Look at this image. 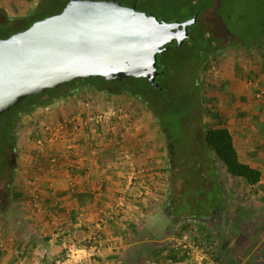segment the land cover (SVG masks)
Returning a JSON list of instances; mask_svg holds the SVG:
<instances>
[{"label": "rangeland", "instance_id": "rangeland-1", "mask_svg": "<svg viewBox=\"0 0 264 264\" xmlns=\"http://www.w3.org/2000/svg\"><path fill=\"white\" fill-rule=\"evenodd\" d=\"M22 1L24 5L39 2L37 6L29 8V22L51 15L69 0ZM117 1L125 6L136 4L139 11L152 13L168 22H185L195 12L199 13L196 22L189 27V38L181 46L170 44L157 57V83L160 84V90L153 92L160 100L154 102L153 107L159 112L163 128L171 139L168 140L163 134L152 113L128 93H106L81 86L74 94L68 95L69 88H64L52 102L54 105L46 109L48 104L21 114L29 98L19 102L0 115V188L5 191L4 197L0 199V248L5 236L2 234L6 231L4 217L8 216L15 222L32 219L36 182L39 176L46 173L52 159L51 149L56 148L46 139L44 147H38L36 139L47 136L44 125L53 124L79 111L85 101L98 109L122 106L135 115L136 120L145 115L151 121L150 126L155 129L151 141L157 144L151 147H156L160 152L162 164L166 166L169 187L178 197H181L183 190L184 193H194V189L197 191L194 187L198 186V180L202 178L194 170L190 176L185 163L190 160L201 164L212 162L222 179L227 180L224 184V187L227 186V205L230 204L233 209L238 206L231 196L240 183L225 171L215 154L206 148L204 132L207 128L227 125L238 132L242 125L247 126V135L235 134V143L241 155L257 162L260 153H264V133L256 131L261 119L238 120L233 117L240 113L242 107L257 112L261 108L260 98H264V0ZM8 18L15 17H10L0 7V38L19 29L6 25ZM63 139L57 142L59 149H68V142L88 145L81 139L78 142L67 141L66 137ZM139 142L148 144L145 137ZM176 153L181 157L180 160ZM15 192L21 193V197L14 198L12 194ZM209 194L207 192L204 198L207 199ZM253 215L250 213V218ZM173 232L176 236L189 233L197 239L208 241L205 234L203 238L201 230L191 227H177ZM159 233L161 237L164 236L163 230Z\"/></svg>", "mask_w": 264, "mask_h": 264}, {"label": "crops", "instance_id": "crops-1", "mask_svg": "<svg viewBox=\"0 0 264 264\" xmlns=\"http://www.w3.org/2000/svg\"><path fill=\"white\" fill-rule=\"evenodd\" d=\"M38 4V1L24 5L22 0H0V7L15 18L27 19L29 8ZM260 99L261 108L257 112L242 107L233 117L260 118L256 131L263 134L264 98ZM150 125L144 115L136 120L133 132L125 135V145L136 151L138 165L149 168L154 164L156 175L151 179V193L146 199L138 196L137 187L126 188L125 167L118 160L115 146L106 144L94 156L90 145L84 144L79 150L59 149L56 145L50 155L55 161H50L46 173L36 182L32 219L15 222L4 217L6 231L2 234L5 236L0 264H46L62 255L65 234L83 244L98 225L101 251L92 264H187L184 255L169 243L177 237L174 229L183 226L201 230L203 238L207 236L208 241L200 240L214 249L220 264H264V153H260L257 162L247 160L235 143L236 133L248 134L247 126L242 125L237 132L223 125L233 136L240 160L261 171L260 181L248 188L234 178L240 184L234 188L231 199L238 206L233 209L228 204L223 211L215 210L212 219L204 222L177 221L167 213L170 187L166 166L158 149L151 147L157 144L151 141L155 129ZM144 137L148 144L139 142ZM223 182L226 185L227 180ZM121 197H126V201L121 203ZM118 204L121 205L117 207ZM113 208L114 216L109 219L107 212ZM250 213H254L251 218Z\"/></svg>", "mask_w": 264, "mask_h": 264}, {"label": "water", "instance_id": "water-1", "mask_svg": "<svg viewBox=\"0 0 264 264\" xmlns=\"http://www.w3.org/2000/svg\"><path fill=\"white\" fill-rule=\"evenodd\" d=\"M195 22H168L117 0H69L60 12L0 38V115L76 78H146L160 88L158 54L172 42L181 46Z\"/></svg>", "mask_w": 264, "mask_h": 264}, {"label": "trees", "instance_id": "trees-1", "mask_svg": "<svg viewBox=\"0 0 264 264\" xmlns=\"http://www.w3.org/2000/svg\"><path fill=\"white\" fill-rule=\"evenodd\" d=\"M66 4L67 2L58 11L51 13V15L60 12ZM198 15V12H195L193 14V16H196V19ZM33 22L34 21L28 22L26 18H8L6 25L14 28L19 27V29L10 32L5 37L28 28ZM262 25L264 27V20L262 21ZM128 81H132L133 83L131 84ZM76 84H80V86H75ZM81 86L96 88L106 93L130 94L143 106V108L152 113L156 123L163 130V134L168 140L171 139L168 137L169 135H167L165 129L163 128L162 121L159 117V112L153 107L152 100H160V98L153 91H159L160 88L158 89L154 87L153 84H151L146 78L128 77L119 81H107L102 77L76 78L70 82H66L60 85L58 88L46 89L41 93L25 97L21 101V103L25 99H29L28 101H26V106H24L20 114L22 112L30 113L37 107L47 106L48 104H51L55 99H57L60 94L59 92L64 88H69L68 95H72ZM135 123L136 116L134 115V125ZM204 144L208 150L212 151L215 154V156L224 166L225 171L231 177L240 179L241 183L246 187L250 188L260 181L262 174L261 171L240 160L233 136L227 127L218 126L207 128L204 132ZM176 157L177 159H181L178 153H176ZM185 165H188L187 169L189 170L187 171V173L190 176L193 173L192 171L194 170L197 171V173L199 172L202 178L198 180V186L194 187L197 188V191L196 189H194V193H184L183 190L181 197H178V194H174L175 191L170 188L168 194L167 213L172 217L173 220L177 221H188L190 219H194L196 221L198 220L207 222L212 219L213 211H223L227 205L222 176L220 175L217 167L212 162H205L201 164L190 160L185 163ZM11 178H13V176H11ZM182 186L184 187V182L182 183ZM207 192H209L210 194L208 198L205 199L204 197L206 196ZM12 195L17 199L21 197L22 194L19 192H15ZM178 253L183 255V253L179 250ZM217 260L220 264L218 258Z\"/></svg>", "mask_w": 264, "mask_h": 264}, {"label": "built area", "instance_id": "built-area-1", "mask_svg": "<svg viewBox=\"0 0 264 264\" xmlns=\"http://www.w3.org/2000/svg\"><path fill=\"white\" fill-rule=\"evenodd\" d=\"M82 109L69 116L44 125L46 137L36 139L38 147H44L45 139L54 146L64 136L67 141L78 142L80 139L92 147L93 155L104 145H113L118 149V160L124 165V180L127 189L137 187L138 196L146 199L151 193V179L154 168L140 167L137 163L136 151L125 145V135L133 132L134 116L122 106H111L107 109L92 107L90 102H83ZM63 139V140H64ZM66 141V142H67ZM70 150L81 149L84 144L68 142ZM55 158H52V161ZM36 197V196H35ZM120 202L126 201L121 197ZM121 205L118 204L117 207ZM114 208L107 212L106 217L113 218ZM100 225L94 228L83 244L71 239L69 234L62 238L63 253L46 264H92L101 251L99 247ZM170 245L181 251L187 264H219L213 248L189 233L170 239ZM155 264V263H151Z\"/></svg>", "mask_w": 264, "mask_h": 264}, {"label": "flooded vegetation", "instance_id": "flooded-vegetation-1", "mask_svg": "<svg viewBox=\"0 0 264 264\" xmlns=\"http://www.w3.org/2000/svg\"><path fill=\"white\" fill-rule=\"evenodd\" d=\"M172 43H175V42H172ZM158 74H159V72H158ZM158 74H157L156 79H155L156 82H157ZM158 89H159V88H158ZM157 100H158V99H154V100H152V101H153V105H154V102H157ZM1 170H2V169H1ZM4 195H5V191L2 190V189L0 188V199H2V198L4 197Z\"/></svg>", "mask_w": 264, "mask_h": 264}]
</instances>
